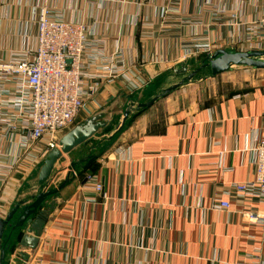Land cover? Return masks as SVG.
<instances>
[{
    "label": "crops",
    "instance_id": "0c3cea01",
    "mask_svg": "<svg viewBox=\"0 0 264 264\" xmlns=\"http://www.w3.org/2000/svg\"><path fill=\"white\" fill-rule=\"evenodd\" d=\"M43 4L86 22L128 71L102 86L73 126L97 118L112 128L93 138L92 151L79 147L64 155L65 166L58 165L46 190L65 180L72 161L104 147L105 154L84 171L77 166L79 175L46 202L54 209L38 246L22 247L14 236L5 264H252L257 255L264 264V227L246 224L233 198L230 211L212 207L217 189L254 180L249 150L264 116V71L245 72L248 79L238 85L216 82L207 95L196 89L192 98L171 97L194 78L166 100L131 111L113 137L133 104L175 85L186 76L177 74L182 66L190 72L201 65L205 54L184 58L185 42L208 37L231 44L244 35L227 24L214 28L209 5L237 10L245 20L254 17L253 7L238 0H0V61L34 48ZM21 137L20 131L2 133V150L16 156ZM43 150H34L43 159L30 173L20 168L1 188L0 218L38 193ZM96 183L106 197L96 193Z\"/></svg>",
    "mask_w": 264,
    "mask_h": 264
},
{
    "label": "built area",
    "instance_id": "2783aa9c",
    "mask_svg": "<svg viewBox=\"0 0 264 264\" xmlns=\"http://www.w3.org/2000/svg\"><path fill=\"white\" fill-rule=\"evenodd\" d=\"M238 1L253 7L254 17L245 20L237 10L205 7L213 16L214 28L227 24L243 29L244 35L231 44L208 37L192 38L183 45L184 58L207 56L225 47L264 51V0ZM37 26L33 49L0 61V136L8 131L22 134L15 148L16 156L12 149L2 150L0 146V191L20 168L25 176L30 173L43 159L34 150L45 148L42 152H48L57 147L61 136L73 128L98 90L128 71L118 55L106 52L104 42L92 35L86 22L67 20L59 8L43 4ZM249 152L254 180L217 189L212 207L230 211L233 198L240 205L237 213L246 224L264 227V116ZM222 171L231 170L222 168ZM89 178L92 179L90 176L86 179ZM95 191L106 197L103 184L96 183ZM254 259L252 264H259L261 257L257 255Z\"/></svg>",
    "mask_w": 264,
    "mask_h": 264
},
{
    "label": "water",
    "instance_id": "95a60500",
    "mask_svg": "<svg viewBox=\"0 0 264 264\" xmlns=\"http://www.w3.org/2000/svg\"><path fill=\"white\" fill-rule=\"evenodd\" d=\"M239 67L264 71V51L234 52L217 50L207 55L201 62V65L191 72H188L189 69L182 66L177 71V74L186 76L179 83L165 89L162 94L154 97L149 102L135 104V109H128L113 137L122 132L131 111L135 112L151 107L159 98L170 94L185 83L192 82L202 71L208 70L209 77L213 78ZM112 126L113 122L101 123L97 118H92L73 127L59 140L58 147L47 152L38 171V193L31 197L30 202L28 200H21L15 203L12 209L0 218V264H5L7 251L14 236L19 238V244L22 247L34 250L38 246L40 236L47 223L48 215L54 209V202L46 204L48 199H56L62 189L79 175L76 169L78 165H81L83 171L86 170L93 162L105 154L107 148L98 154L95 153L86 158H80L78 161H72L67 168L68 173L65 180L55 188L46 190L58 165L65 166L63 161L64 155L71 154L79 147L86 148L88 152L92 151L93 148H88V146L93 142V138L104 137ZM100 130H102L101 133L99 132ZM23 230H26L27 233L24 234Z\"/></svg>",
    "mask_w": 264,
    "mask_h": 264
},
{
    "label": "rangeland",
    "instance_id": "374dc122",
    "mask_svg": "<svg viewBox=\"0 0 264 264\" xmlns=\"http://www.w3.org/2000/svg\"><path fill=\"white\" fill-rule=\"evenodd\" d=\"M241 49V48H240ZM222 50H228V51H234V52H246V51H236V50H229V49H222ZM197 67L194 66V68H190V72L197 69ZM209 71H206V73L198 74L194 81L195 83H192V85H187L184 87V89H178L174 91L171 95V97H176V98H192L193 92L196 89H199V95H207L208 93L213 91V84L216 82H221L223 83L224 80L230 81L231 83L237 84L243 82V77L247 80L248 78L246 77L245 72H250L251 74H257V72H262V71H256L253 69H244V68H235L231 70L228 73H225L224 75H219L218 77L211 78L209 77ZM254 72V73H253ZM181 77V76H180ZM183 78V77H182ZM182 78H179L177 80H173L172 82H175V84L179 83ZM245 83H248V81H245ZM187 84V83H186ZM174 85V84H173ZM169 88V87H168ZM167 89V88H166ZM165 90V89H164ZM163 90V91H164ZM162 91V92H163ZM161 93V92H160ZM170 97V96H169ZM169 97H161L160 100L164 101ZM133 109H135L134 104L131 106ZM106 147H104L105 149ZM252 257V256H251ZM253 259L255 256L252 257Z\"/></svg>",
    "mask_w": 264,
    "mask_h": 264
}]
</instances>
